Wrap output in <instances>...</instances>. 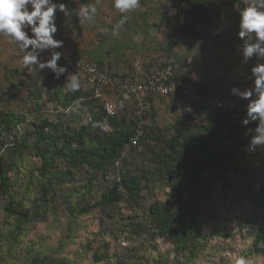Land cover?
<instances>
[{
    "label": "rangeland",
    "instance_id": "obj_1",
    "mask_svg": "<svg viewBox=\"0 0 264 264\" xmlns=\"http://www.w3.org/2000/svg\"><path fill=\"white\" fill-rule=\"evenodd\" d=\"M180 1L140 0L114 35L121 13L113 0H55L68 12L56 13L55 39L72 57L104 54L105 70L129 78L173 57L177 81L197 92L226 95L232 87L251 86L250 69L257 61L253 57L242 63L237 35L245 0H202L201 12L190 8L187 1L192 0ZM88 2L95 3L98 13L93 21L79 23L78 6ZM192 29L201 40L193 34L189 42L186 35ZM106 40L109 45L101 50ZM49 56L48 50L42 53ZM18 61L16 46L0 35V175L6 173L9 180L8 193L0 184V264H230L233 253L264 264V255L252 252L260 222H251L255 199L264 188V151H246L251 139L246 134L256 122L245 126V115L199 110L179 95L150 97L144 108L130 104L118 117L131 133L142 126L140 140L127 145L108 168L95 170L63 152L65 135L88 125L92 112L100 113L99 104L89 99L87 80L64 57L58 63L68 73L59 80L50 70L40 72L38 66ZM75 72L81 87L74 92L64 84ZM223 120L239 127L237 134L216 135L218 162L191 198L192 145L207 133L206 127ZM98 121L106 122L108 131L94 127ZM112 127L102 117L73 149L112 133ZM37 131L55 143L44 150L47 166L36 153ZM177 155L184 158L183 177L176 171ZM126 178L140 183L139 196L125 189ZM179 185L186 189L189 211L184 228L176 226L185 232L183 246L160 235L149 213L155 204L178 213L173 188ZM105 194H111L113 203L95 206Z\"/></svg>",
    "mask_w": 264,
    "mask_h": 264
},
{
    "label": "clouds",
    "instance_id": "obj_2",
    "mask_svg": "<svg viewBox=\"0 0 264 264\" xmlns=\"http://www.w3.org/2000/svg\"><path fill=\"white\" fill-rule=\"evenodd\" d=\"M139 2L140 0H113V7L121 13V18L113 27L114 35L127 23L126 14L137 9ZM78 8L79 23L93 21L98 13L95 3L91 2L81 3ZM58 11L65 16L68 14L67 6L55 0H0V35L16 46L18 62L24 67L38 66L40 72L50 70L56 80L68 73V68L58 63L62 56H65V53L57 51L63 48V41L55 39L58 31L56 24ZM238 14L237 35L241 40L239 52L242 63L247 65L253 57L257 62L250 69L251 86L243 90L232 87L230 92L248 101L243 125L256 122L255 129H248L246 134L251 135L246 151L255 152L257 149L264 151V0H245ZM45 50L50 52L47 59L42 57ZM89 71L94 69L90 68ZM64 86L70 91H78L81 87L78 74L76 72L68 74ZM105 110L109 115H114L110 104L105 105ZM187 111H191V108ZM93 126L108 131L106 122L98 121ZM230 264H253V261L250 257L233 253Z\"/></svg>",
    "mask_w": 264,
    "mask_h": 264
},
{
    "label": "trees",
    "instance_id": "obj_3",
    "mask_svg": "<svg viewBox=\"0 0 264 264\" xmlns=\"http://www.w3.org/2000/svg\"><path fill=\"white\" fill-rule=\"evenodd\" d=\"M186 1L181 0L179 3L183 4ZM191 9H196L197 11L201 12L204 10L202 0H192L187 1ZM190 28H193L190 26ZM199 40H201V35L195 33V31H190L189 35H186L189 40V42L193 41V38L195 36ZM109 45V41H105L100 45V49L103 50L105 46ZM78 57L83 56L82 54L77 55ZM75 56V57H77ZM86 58L91 61L93 64H95L97 67H99L102 71L106 72L107 74L114 76V77H121L123 79H133L129 78L127 76L121 75V74H115L108 72L105 70L102 65L104 64L105 56L104 54H101L99 56H91L89 58L87 55H85ZM172 60L173 66H174V76L175 79L176 75L175 72L177 71L176 63L173 57H170L167 59V61L164 62V64L159 67L162 68L167 63ZM72 64V63H71ZM200 94L203 95H209L204 94L198 91ZM213 95V94H211ZM154 97V96H153ZM89 99H90V93H89ZM92 102H97L99 104L100 113L92 112L91 117L89 120L88 125L82 127L80 131L75 132L72 135L66 134L65 141V150L63 149V152L65 155H68L72 159H76L79 162L91 166L95 170H103L108 168L112 163L115 162L117 159L119 153L125 149V147L131 143V139L134 137L137 127L134 129V133H131L127 127H125L124 121H119L118 117L120 113L124 112L126 109L121 111L118 115L114 117H110L106 114L104 110V101L103 99H90ZM197 108V107H196ZM202 111L207 112H214L218 114H225V115H238L234 113H224L221 111L216 110H208V109H201ZM102 117L106 118L109 122L113 124L112 133L104 136L103 138H99L93 142H88L87 144L84 143V146L82 148L73 149L74 144H81L83 143V139L86 135L90 132V126L95 121L101 119ZM216 122V121H215ZM45 128V127H44ZM239 127H232L228 121H221L216 122V124H212L208 127H206L207 133L201 137L200 139H197L194 141L192 145V151L195 155V160H192V165L190 169V175L188 178V181L191 185V198L194 196V194L197 192L198 188L201 185V178L202 176L212 170L216 163L218 162L220 151L218 149H214V138L216 135L227 132L226 138L234 137L237 134V130ZM48 136L43 133V131H37L35 133V149L37 156L42 158L44 166H47L49 164L48 158L44 155V150H52L55 147V143L52 141V139H48ZM95 142H97L95 144ZM92 143V144H90ZM95 144V145H94ZM177 174L180 177L184 176L185 173V162L184 158L181 155H177ZM0 184L3 187V190L5 193H8L9 188V180L6 176V173H2L0 175ZM123 186L126 190L131 192L133 196H139L140 193V183L131 179L126 178L123 180ZM176 192L177 196V203L179 205V212L178 213H172L163 210L160 208L157 204L152 205L149 209L150 217L153 226L155 227L156 231L164 236L168 237L171 240H174L177 242L178 245L183 246L186 242V236L184 231H178L177 227H180L181 229L184 228L185 219L189 216V211L187 210V206L184 205V197L186 195V189L182 185L176 186L173 188ZM114 199L112 198L111 194H105L100 201L96 203L95 206H102V205H108L112 204ZM256 209L255 213L253 214L252 221L251 222H260L259 227L256 231V237L254 240V243L252 245V252L256 255H264V212L258 214L256 210L262 208L264 209V188H262L258 194V196L255 199Z\"/></svg>",
    "mask_w": 264,
    "mask_h": 264
},
{
    "label": "built area",
    "instance_id": "obj_4",
    "mask_svg": "<svg viewBox=\"0 0 264 264\" xmlns=\"http://www.w3.org/2000/svg\"><path fill=\"white\" fill-rule=\"evenodd\" d=\"M57 51L65 53V56L62 57L70 61L74 69L87 80L90 88V99L105 100L104 110L106 104L112 106L114 115H109L105 110L110 117L118 115L130 104H134L138 108H144L146 100L150 97H168L172 95H179L189 104L201 109L246 116L248 101L232 95L231 92L226 95H203L190 85L177 81L174 76L172 60L164 67L152 69L149 73L138 78L123 79L107 74L86 57H72L68 55L65 49H57ZM90 68H93L94 71H89ZM165 89L167 91H164ZM97 91H99V95H97ZM142 136V126L138 125L131 142L136 143Z\"/></svg>",
    "mask_w": 264,
    "mask_h": 264
}]
</instances>
